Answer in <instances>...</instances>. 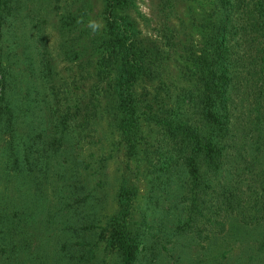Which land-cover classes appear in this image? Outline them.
<instances>
[{"label": "trees", "instance_id": "16d2710c", "mask_svg": "<svg viewBox=\"0 0 264 264\" xmlns=\"http://www.w3.org/2000/svg\"><path fill=\"white\" fill-rule=\"evenodd\" d=\"M137 1L101 0L100 28L84 4L67 9L52 23L58 42L50 50V5L36 22H22L24 0H0V264H161L166 242H218L238 226L260 230L253 250L264 255V0H202L185 16L178 4L198 0H158L153 26ZM23 27L30 44L25 33L22 44L16 40ZM11 42L22 45L25 69L12 60L18 52ZM29 46L35 56L27 55ZM56 48L70 78L56 70ZM169 65L180 84L168 79ZM101 119L118 149L134 155L141 146L150 178L137 219L134 188L121 184L114 211L105 213V192L94 193L103 178L83 196L72 182L77 172L68 173L79 162L65 145L92 144ZM60 157L71 164L63 163L54 195L64 202L75 194V204L86 207L75 221H60L42 258L29 250L30 202L13 196L26 178L34 184L39 174L47 177ZM33 188L32 201L43 191Z\"/></svg>", "mask_w": 264, "mask_h": 264}, {"label": "rangeland", "instance_id": "374dc122", "mask_svg": "<svg viewBox=\"0 0 264 264\" xmlns=\"http://www.w3.org/2000/svg\"><path fill=\"white\" fill-rule=\"evenodd\" d=\"M157 2L158 0L137 1L138 11L141 12V15L143 16L142 18H146V21L151 23V26L155 24L156 18L160 15L157 11ZM46 4H48L46 0H24L19 17L24 18L22 22L27 19H32L36 22L38 19L36 18V13L41 16L44 11L49 9L45 6L50 5V15H55V18L48 20V27L44 26L47 27L45 30L49 34V36H46V42L50 50L51 47L53 48L56 45V42H58V35L56 30L52 29V23L57 20V16L67 12V9L74 10L79 4H84L88 7L87 17H90V24L93 23L96 25V28L104 26L99 14L102 6L101 0H79V2L76 0H74V2L73 0H53L51 4ZM205 4V1L202 0L193 2V4L188 3V5L185 3L186 6L183 2H180L177 6V11L181 16H185L184 12L187 6H192L194 10H198L199 5L201 6ZM51 10H53V12ZM132 15L136 16V12L132 11ZM138 19H140V17ZM18 23L21 24V22ZM140 26L143 31H146V29L148 30L143 21H140ZM27 28L29 29V27ZM23 33L28 35L29 32L24 27L15 30V36H18L16 40L19 44H22L21 36ZM27 39L30 44V34ZM10 45L14 48L13 53H15V50L18 52V54L15 53V58H12L11 56L10 58H12L13 61L18 60L21 62L22 68L25 69V64H27L28 61H24L27 60V57L22 54V45L16 47V45H13V42H11ZM19 48L21 49V53H19ZM26 53L27 55L35 56L32 46L28 47ZM53 55L56 57V70L59 71V75L69 77L70 74L64 69L65 63L61 60V57L58 56L57 48L53 50ZM15 69L16 68H14V70ZM26 77L23 75L20 76V84H23V86L25 85ZM168 79L171 82L177 81L179 84L181 83L178 79V72L172 65H169L168 67ZM144 126L145 125L142 126V129H145ZM94 127L96 128L97 133L94 132L95 136L88 137V140H90L92 144L81 139L79 142L76 140H69V143L65 145V147L68 146L70 151H72L71 154L78 156L77 162L79 163L77 167H73L70 172L67 171L69 174L77 172L78 177L72 178L74 185L76 184L79 188V190L75 189V192L78 194L81 192L83 196L85 194L88 196L89 190L94 188L99 177H102V185L99 186L94 193L99 190L105 192L106 197L103 198V201H105L104 212L109 213L115 209V196L120 185L131 186L137 192V198L134 201V204L131 205V208L133 207L132 210L137 206L134 215L135 219H137L141 212H143V208H147L145 198L146 191L149 189L147 182L150 178V175H147L145 171L146 166L141 154L142 152L140 151L141 146L138 147L139 150H137L136 154H129L126 150L118 149L116 146V134H112L111 127L106 119L94 122ZM84 134L85 133H82V135ZM66 161L67 162H64L63 158L60 157L58 159V166L56 168L51 166L52 169L47 172V177L39 174L37 183L32 184V181H29V178H26L21 192L13 196L14 199L23 198L24 201L28 200L30 202L28 204L30 207L27 210L29 214L27 217H29V220L26 225L29 235V250L31 252H39V254H41L39 256L46 255L42 248L49 249L48 247L51 245L52 247L54 246L55 236L60 227V221L66 218L70 222H72V219L75 221L76 218L74 214L77 217V210L86 207L82 205V202L75 204V194H73L71 198H66L63 202L62 200L60 201L58 196L56 195V197L52 191L54 186L61 185V181H56V179L61 177L65 171L63 163L70 166L71 158L66 157ZM67 175L68 174H66V176ZM38 185L43 190L42 195L40 199H33L32 201L31 198H33L34 194L33 187H37ZM2 186L5 185H1V188ZM15 187V184L8 186L7 194H5L7 197L6 199L12 198L11 194L15 192ZM137 200L139 201L138 203ZM77 205L79 206L75 207ZM9 207L11 209L13 208L11 203ZM48 210L54 215L53 223L52 225H49L50 227L47 224L49 216V214H47ZM49 228L52 229L49 230ZM258 234H260L259 229H248L243 226H238L231 229L224 240H219L218 242H201L190 236H183L176 238L173 243L166 242L164 239L167 250H161L158 246L157 248L162 251L161 264H260L259 261L264 258V255L253 250L254 238L257 237ZM224 249H228L229 251L227 258L222 260L221 252ZM251 256H253L256 261L252 262L249 260ZM42 258H46V256ZM33 259H31V261H33Z\"/></svg>", "mask_w": 264, "mask_h": 264}]
</instances>
